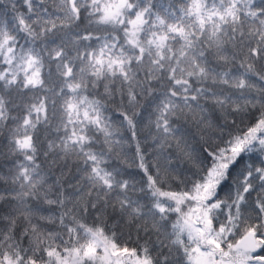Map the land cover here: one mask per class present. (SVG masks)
Returning <instances> with one entry per match:
<instances>
[{
	"label": "snow or ice",
	"instance_id": "obj_1",
	"mask_svg": "<svg viewBox=\"0 0 264 264\" xmlns=\"http://www.w3.org/2000/svg\"><path fill=\"white\" fill-rule=\"evenodd\" d=\"M0 264H264V0H0Z\"/></svg>",
	"mask_w": 264,
	"mask_h": 264
}]
</instances>
